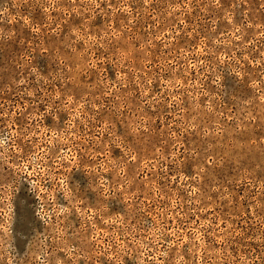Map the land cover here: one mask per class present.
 I'll return each instance as SVG.
<instances>
[{"label": "rangeland", "instance_id": "obj_1", "mask_svg": "<svg viewBox=\"0 0 264 264\" xmlns=\"http://www.w3.org/2000/svg\"><path fill=\"white\" fill-rule=\"evenodd\" d=\"M0 264H264V0H0Z\"/></svg>", "mask_w": 264, "mask_h": 264}]
</instances>
